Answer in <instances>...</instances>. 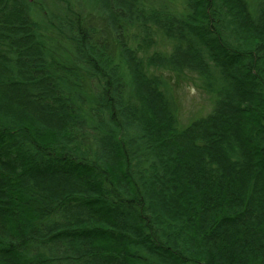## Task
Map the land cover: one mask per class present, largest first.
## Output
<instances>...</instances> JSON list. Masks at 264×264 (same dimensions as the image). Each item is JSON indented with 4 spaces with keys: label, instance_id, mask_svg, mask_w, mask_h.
<instances>
[{
    "label": "trees",
    "instance_id": "obj_1",
    "mask_svg": "<svg viewBox=\"0 0 264 264\" xmlns=\"http://www.w3.org/2000/svg\"><path fill=\"white\" fill-rule=\"evenodd\" d=\"M245 260L264 0H0V264Z\"/></svg>",
    "mask_w": 264,
    "mask_h": 264
},
{
    "label": "rangeland",
    "instance_id": "obj_2",
    "mask_svg": "<svg viewBox=\"0 0 264 264\" xmlns=\"http://www.w3.org/2000/svg\"><path fill=\"white\" fill-rule=\"evenodd\" d=\"M187 92H189L188 97L184 98L185 103L183 104L184 113L191 112V110L195 107H199L201 109L204 108V110L206 109V106H205L206 102H204V101H206V98L203 94L198 93L196 91V89H194V88L187 89ZM207 107H210V106L207 105ZM227 179H229V178H227ZM226 182H228V181H226ZM261 190H262V185L260 187L258 194H260ZM244 264H248V262L245 260Z\"/></svg>",
    "mask_w": 264,
    "mask_h": 264
}]
</instances>
